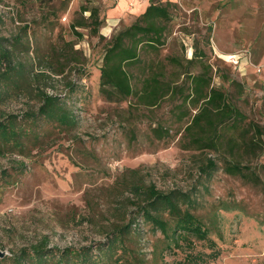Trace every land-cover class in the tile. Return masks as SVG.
Segmentation results:
<instances>
[{
  "label": "rangeland",
  "instance_id": "obj_1",
  "mask_svg": "<svg viewBox=\"0 0 264 264\" xmlns=\"http://www.w3.org/2000/svg\"><path fill=\"white\" fill-rule=\"evenodd\" d=\"M148 2L0 0V39L21 37L22 46L13 48V58L27 64L30 71L26 90L14 94L4 84L8 96L0 103V117L25 116L26 120L18 121L26 122L28 129L21 139L23 155L14 151L15 155L0 157V251L6 253L4 258L44 242L48 249L92 247L105 242L113 226L134 220L136 235L128 247L136 249L144 264H264V152L257 159L242 160L257 177L255 181L228 176L217 160L219 154L182 150L179 137L166 142L152 136L150 129L157 123L172 134L180 131L171 115V102L144 110L132 108V99L111 101L100 93L104 44L130 26ZM170 2L175 4L170 36L159 58L191 59L192 47L197 45L214 68L213 84L234 95V87L221 77L240 83L243 94L235 100L237 107L247 120L264 127V0ZM86 4L100 10L101 39L79 29L82 39L78 40L69 30L79 18V7ZM64 42L74 44L77 61L58 76L45 62ZM27 47L29 53L24 54ZM244 50L250 52L254 65L261 66L260 73L250 67L241 76L225 62ZM41 91L58 97L69 109L77 122L73 129L64 131L41 116L28 120L26 115L38 112ZM131 132L135 138H130ZM205 157L215 160L218 167L208 178L198 174ZM120 179L153 184L161 191H193L197 215L214 248L190 239L191 244L183 241L179 248L163 250L161 235H152L136 215L126 186L116 185ZM189 253L199 258L188 262Z\"/></svg>",
  "mask_w": 264,
  "mask_h": 264
},
{
  "label": "trees",
  "instance_id": "obj_2",
  "mask_svg": "<svg viewBox=\"0 0 264 264\" xmlns=\"http://www.w3.org/2000/svg\"><path fill=\"white\" fill-rule=\"evenodd\" d=\"M174 7L170 0H149L145 11L130 26L119 30L106 41L99 69L100 93L111 101L129 102L132 99V108L144 110L155 109L166 100L171 102L174 104L171 115L179 124L180 131L172 134L170 128L157 123L150 129L156 140L168 142L179 137L180 149L219 154L221 159L217 160L222 162L221 169L226 175L255 181L257 177L242 160L257 159L264 152V127L247 120L237 107L235 100L242 97L243 86L230 78L221 77L222 82L227 81L234 87L235 94L216 87L213 84L214 68L197 45L192 47L191 59H180L173 55L159 58L170 36L171 11ZM85 13H88L87 17ZM78 14L79 18L69 25L71 34L81 40L82 33L78 30L86 29L91 36L101 39L99 8L81 5ZM206 42L209 43V40ZM17 44L22 46L21 37L0 39V103L8 96L3 91L6 87L4 84L9 85L6 88H11V93L17 94L26 90L30 80L28 65L15 62L13 58V48ZM63 46L59 51L52 52L45 62L58 76L70 63L77 61L74 44L64 42ZM28 47L24 54L29 53ZM194 66L197 67L196 71H191ZM39 100L41 105L38 112L26 115L28 120L41 116L45 122L55 123L64 131L76 126L74 116L58 97L41 91ZM18 119L26 120V117H0V157L15 155L14 151L23 155L21 139L28 135V129L25 128L26 122ZM130 138H135L133 132ZM223 153L227 157H222ZM217 169L215 160L205 157V162L198 167V174L208 178ZM116 185L126 186L124 188L131 194L128 200L136 209V215L152 235H161L163 250L171 246L179 248L183 241L191 244L190 239L205 242L214 248L215 243L197 215L193 191H161L153 184L145 185L142 181L128 183L123 179L117 181ZM231 209L228 207V210ZM133 224L134 220H130L125 226H113L106 241L92 247L48 249L44 242L21 249L17 254L0 260V264H144L136 249L128 247L136 235L132 230ZM194 258L199 256L186 255L188 262Z\"/></svg>",
  "mask_w": 264,
  "mask_h": 264
},
{
  "label": "built area",
  "instance_id": "obj_3",
  "mask_svg": "<svg viewBox=\"0 0 264 264\" xmlns=\"http://www.w3.org/2000/svg\"><path fill=\"white\" fill-rule=\"evenodd\" d=\"M225 62L237 71L241 76H245L248 68H252L254 72L260 73L261 66L254 65L251 60V54L248 50L242 53H236L224 59Z\"/></svg>",
  "mask_w": 264,
  "mask_h": 264
},
{
  "label": "water",
  "instance_id": "obj_4",
  "mask_svg": "<svg viewBox=\"0 0 264 264\" xmlns=\"http://www.w3.org/2000/svg\"><path fill=\"white\" fill-rule=\"evenodd\" d=\"M6 256L5 252L0 251V260L3 259Z\"/></svg>",
  "mask_w": 264,
  "mask_h": 264
},
{
  "label": "crops",
  "instance_id": "obj_5",
  "mask_svg": "<svg viewBox=\"0 0 264 264\" xmlns=\"http://www.w3.org/2000/svg\"><path fill=\"white\" fill-rule=\"evenodd\" d=\"M121 8H122V7H120V10H122ZM145 9H146V8H145ZM145 9H144V11H145ZM144 11H143V12H144Z\"/></svg>",
  "mask_w": 264,
  "mask_h": 264
}]
</instances>
